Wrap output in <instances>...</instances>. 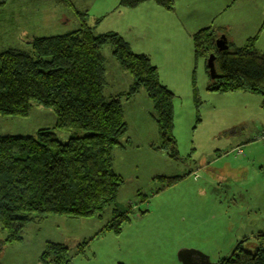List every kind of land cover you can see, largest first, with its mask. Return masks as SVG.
I'll use <instances>...</instances> for the list:
<instances>
[{"label":"rangeland","instance_id":"rangeland-1","mask_svg":"<svg viewBox=\"0 0 264 264\" xmlns=\"http://www.w3.org/2000/svg\"><path fill=\"white\" fill-rule=\"evenodd\" d=\"M233 1L174 0L175 7L187 3L186 11L200 17ZM118 2L6 0L0 5V49L29 50L28 42L35 37L75 30L81 18L96 26L97 35L115 32L128 42L148 31L168 41L159 52L152 51L158 57L152 56L151 62L160 82L175 94L177 156L157 149L161 142L157 126L143 122L144 116L155 115L146 106L148 100L138 94L125 100L129 141L114 150V168L125 181L115 204L93 218L52 216L29 224L23 241L0 245V264H42L47 242L69 247L70 264H183L180 248L195 249L215 264L246 238L245 248L252 249L254 237L264 233V95L209 91L212 78L204 60L195 55L192 37L189 44L178 36L169 13L163 16L148 9V4L156 3L153 0L136 7H121ZM130 25H135L136 34L129 31ZM103 53L108 67L105 94L128 90L132 75L122 70L110 44ZM55 122L52 108L35 104L29 117L0 115V135H35ZM55 132L62 142L71 137L64 130ZM120 212L128 213L130 221L125 220L116 235L106 226ZM84 241L88 245L81 252Z\"/></svg>","mask_w":264,"mask_h":264},{"label":"trees","instance_id":"trees-1","mask_svg":"<svg viewBox=\"0 0 264 264\" xmlns=\"http://www.w3.org/2000/svg\"><path fill=\"white\" fill-rule=\"evenodd\" d=\"M148 1L152 0H119V6L136 7ZM153 1L168 11L175 9L174 0ZM5 2L0 0V5ZM81 21L75 30L35 37L28 42L29 50L0 49V115L29 117L33 106L40 104L52 108L56 117L53 128H41L35 135H0L1 246L23 241L33 222L52 216L93 218L115 204L125 182L114 168V150L124 147L128 139L124 101L142 90L154 105L161 139L157 149L177 156L175 94L160 82L157 66L149 55L134 52L119 34L97 35L96 26ZM262 30L263 25L242 46L228 39L225 51L216 46V39L226 34L222 28L204 27L192 35L195 55L204 60L207 73V59L215 55L219 77L210 79L209 91L264 95V52L257 48ZM107 44L122 70L133 77L128 90L108 96L103 53ZM55 130L70 132L71 137L62 142ZM125 220L130 221V216L120 212L106 227L119 235ZM254 238L252 249L245 248L246 238L217 264H264V233ZM87 245L88 241L79 245L81 252ZM40 261L70 264L69 247L47 242Z\"/></svg>","mask_w":264,"mask_h":264},{"label":"crops","instance_id":"crops-1","mask_svg":"<svg viewBox=\"0 0 264 264\" xmlns=\"http://www.w3.org/2000/svg\"><path fill=\"white\" fill-rule=\"evenodd\" d=\"M186 4L187 3H184L183 6L176 5L173 11H167V10L164 11V8H162L156 3L155 4L152 3V4H148V9H150L153 12L159 13L163 16L164 14H166L165 12L169 13L170 16H168V18L170 19L176 31L178 32V36L181 39H184L186 42L188 41L189 44H190L189 40L192 37V35L197 30L201 29V27L202 28L214 27V28L224 29L228 39L232 43H234L236 46H242L244 45L246 40L249 37L255 35L263 25V30L257 41V48L260 49L262 52H264V0H234L232 3L227 4L222 8L218 7L213 12L204 15V17H200L199 15L196 16L193 12L189 13L188 11H186V9L188 8ZM65 20H69V19H65ZM128 29L129 31H133V33L136 34L137 30L135 25H130ZM153 32L154 34H156V28H153ZM136 35L142 38L136 39L134 37H131L130 40H128L132 49H136L134 51L138 53L148 54L150 58H152V56L157 58L158 55L152 54V51L159 52V49H161V47H164L165 44H167L168 42L159 39L158 37L150 36L148 31H146V34L142 32V34H136ZM146 36L149 37V40H155V41H153V43H150L151 41L145 42L143 38H145ZM158 39L160 40V45ZM157 45L159 47H157ZM139 95L145 97L148 100L147 101L148 105L146 106L148 109H150V111L151 109H153L152 110L153 113L152 112L150 113L154 114V105L153 103H151L152 101L149 99L146 93L139 92L137 97ZM137 97H133L132 100H134ZM124 110H126V107L124 108ZM148 115L150 118H148ZM148 115L142 118L143 122L147 125L148 121L150 120L149 122L150 126H153L152 124L154 123L156 126L154 116L151 117L152 116L151 114ZM125 118L127 121L126 114H125ZM128 123L129 122L127 121V124ZM144 128L145 127L143 126L142 123L141 129L143 131L146 130ZM126 141L128 145L129 139H126ZM140 234L142 235V233ZM141 235L138 236L139 239H141Z\"/></svg>","mask_w":264,"mask_h":264},{"label":"water","instance_id":"water-1","mask_svg":"<svg viewBox=\"0 0 264 264\" xmlns=\"http://www.w3.org/2000/svg\"><path fill=\"white\" fill-rule=\"evenodd\" d=\"M216 46L219 51H225L229 49V44H228V38L226 34H221L217 39H216ZM207 66L209 69V75L212 79H216L219 77L216 68H215V55L211 54L208 59H207ZM178 257L180 261L183 262V264H195L194 260L196 257L202 261L204 259L205 264H212V262L209 261L208 257L199 251L195 249H185L182 248L178 251ZM217 264V263H215Z\"/></svg>","mask_w":264,"mask_h":264},{"label":"flooded vegetation","instance_id":"flooded-vegetation-1","mask_svg":"<svg viewBox=\"0 0 264 264\" xmlns=\"http://www.w3.org/2000/svg\"><path fill=\"white\" fill-rule=\"evenodd\" d=\"M194 263L195 264H205V261H204V259L202 261H200V259L198 257H196L194 260Z\"/></svg>","mask_w":264,"mask_h":264}]
</instances>
